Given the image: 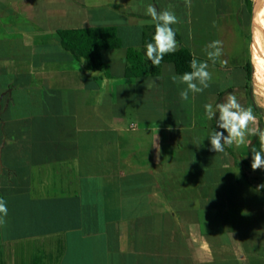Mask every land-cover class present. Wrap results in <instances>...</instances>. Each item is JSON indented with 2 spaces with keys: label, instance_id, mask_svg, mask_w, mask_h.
I'll return each mask as SVG.
<instances>
[{
  "label": "crops",
  "instance_id": "1",
  "mask_svg": "<svg viewBox=\"0 0 264 264\" xmlns=\"http://www.w3.org/2000/svg\"><path fill=\"white\" fill-rule=\"evenodd\" d=\"M249 1L0 0V264H264V190L210 150L203 107L233 92L254 110ZM169 3L176 50L206 60L223 42L210 87L187 101L172 63L125 76L146 5ZM106 26L122 42L101 51L107 73L61 45V29Z\"/></svg>",
  "mask_w": 264,
  "mask_h": 264
},
{
  "label": "clouds",
  "instance_id": "2",
  "mask_svg": "<svg viewBox=\"0 0 264 264\" xmlns=\"http://www.w3.org/2000/svg\"><path fill=\"white\" fill-rule=\"evenodd\" d=\"M264 2V0H262ZM185 7H191V0H183ZM133 11L137 10L134 6ZM145 15L150 17L149 20L141 21V24L154 25V34L151 42L145 44V55L147 60L154 67L161 65L165 55L173 53L177 49L176 30L173 25L178 24L179 18L173 9L171 3L164 9H158L153 4H148L145 7ZM264 15L262 8L257 16ZM253 23H256L254 17ZM259 32V29L254 28V33ZM257 44L251 46L252 61L255 64L258 60V52H264V49L258 48ZM206 60L198 59L195 54L190 61V71L177 75L174 72L170 75V79L174 84L182 86L179 91V97L182 101H187L194 98L197 94L203 93L210 87L212 82V73L209 69V61L214 66L223 55V42L221 40H213L209 42L204 49ZM222 64H226V60H221ZM157 77L156 79H160ZM156 86V80L146 82L147 89ZM204 114L209 121L215 120L216 128L223 131L213 130L206 137L210 141L211 151L223 153L225 147L244 145L246 142L251 145V140L248 137H256L259 147L252 146L251 151V169L264 170V127L259 125L258 119L252 107H245L240 103L235 93H228L222 102L215 105L212 103L204 104ZM225 132L227 135H225ZM204 139L194 144L200 147ZM264 189V183L257 186L256 191ZM8 215L7 202L0 198V226L6 224Z\"/></svg>",
  "mask_w": 264,
  "mask_h": 264
},
{
  "label": "trees",
  "instance_id": "3",
  "mask_svg": "<svg viewBox=\"0 0 264 264\" xmlns=\"http://www.w3.org/2000/svg\"><path fill=\"white\" fill-rule=\"evenodd\" d=\"M259 0H255L254 6L257 10ZM250 9L252 10V0L249 1ZM61 45L64 49L71 52L75 59L82 61L85 68L89 71H108V66L101 58V51L105 49L119 48L121 47V39L117 34V29L114 26L106 27H89V28H71L61 29L58 31ZM154 34V25L144 26L142 30V42L141 48H129L126 53V77H142V76H158L161 73V67L163 63H172L177 74H183L186 71H190V61L192 54L185 48H180L173 53L165 55L162 63L158 67H154L150 61L147 60L145 55V44L151 42ZM252 63L251 61L247 66L248 80L252 81ZM252 94V89H250ZM255 113L258 116V122L261 127H264V116L262 112L264 109L254 105ZM222 131V129H218ZM252 146L259 147L258 139L253 137L251 145L248 146L247 157H242L233 147H225V149L231 154L236 164L241 168L242 176L249 183L258 186L261 181H258V177L251 179L249 173L251 169V151ZM264 190V189H262Z\"/></svg>",
  "mask_w": 264,
  "mask_h": 264
},
{
  "label": "rangeland",
  "instance_id": "4",
  "mask_svg": "<svg viewBox=\"0 0 264 264\" xmlns=\"http://www.w3.org/2000/svg\"><path fill=\"white\" fill-rule=\"evenodd\" d=\"M254 2L255 0H252V8H253ZM253 20H254V16L253 14H251L250 25H249L250 44L252 40V32H253L254 26L256 25V23L255 24L253 23ZM261 49H264V43H262ZM249 52H250V48H249ZM261 55H264V52H261ZM250 61L252 63L251 55H250ZM252 67H253V70H252L253 75H252V81H251V89H252L253 100L257 106L264 109V78L256 75L253 63H252ZM262 116H264V112H262ZM249 176L251 179H255L256 177H258V181H261L260 182L261 184L264 183V170L258 169L256 171H252L249 173Z\"/></svg>",
  "mask_w": 264,
  "mask_h": 264
},
{
  "label": "bare ground",
  "instance_id": "5",
  "mask_svg": "<svg viewBox=\"0 0 264 264\" xmlns=\"http://www.w3.org/2000/svg\"><path fill=\"white\" fill-rule=\"evenodd\" d=\"M264 8V2L262 0H259L258 8L255 9L254 17L256 18V25L254 28L259 29V32L254 33V29L252 32V40H251V46L253 44H257L258 42V48H262V43H264V15L257 16V13ZM251 59H252V51H251ZM253 63V61H252ZM254 70L256 75L261 76L264 78V55H261V52H258V60L254 64Z\"/></svg>",
  "mask_w": 264,
  "mask_h": 264
}]
</instances>
